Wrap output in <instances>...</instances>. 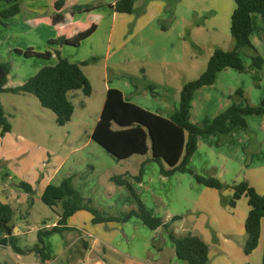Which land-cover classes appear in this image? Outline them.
<instances>
[{"label": "crops", "instance_id": "1", "mask_svg": "<svg viewBox=\"0 0 264 264\" xmlns=\"http://www.w3.org/2000/svg\"><path fill=\"white\" fill-rule=\"evenodd\" d=\"M55 1L20 0V12L8 19L7 25L0 23V32L2 26L12 29L16 24L20 34L34 38L23 36L25 46L19 42L21 46L12 47L0 39V50L5 51L7 46L8 53H24L26 80L42 66L58 61L55 49L72 62L95 57L82 65V69L102 62L105 87L97 90L103 101L109 88H118L126 100L168 117L179 108L181 89L190 80L188 75L196 72L194 75H200L215 48H234L230 31L236 8L234 0H134L131 11H117L114 7L117 0H65L59 10ZM86 3L93 7L72 10L73 5ZM8 4L1 1L0 10ZM252 19L251 41L264 57V19L258 13H253ZM203 31L208 34L207 40ZM60 35L66 37L63 45L56 43ZM222 37L226 39L225 46L218 42L221 39L223 43ZM193 47L201 51L204 47L209 49L206 64L201 68L198 56L191 54ZM243 52L246 50L240 53L242 58L246 55ZM243 60L250 66L249 56ZM238 90L243 93L237 94ZM263 99L264 65L250 67L246 72L227 67L218 72L213 84L194 91L189 120L207 126L234 102L242 107L247 103L259 105ZM245 117L248 123L245 129L236 128L227 135L200 133L189 165L199 174L216 176L227 185L247 181L264 194V114L247 113ZM11 131L4 135L8 137ZM11 146L16 145L12 141L0 145V159ZM94 151L96 154L75 150L63 156L44 149L26 163L25 159L21 161L14 171L4 166L0 172V200L11 204L13 209H20L18 205L25 209L26 204L27 209L20 217L29 224L36 196L41 198L49 183L59 184L73 176L75 187L92 199L104 215L123 216L136 207V201L127 186L116 184L111 177L126 174L124 177L134 184L146 206L153 214L170 221L175 233H191L208 244V264H262L264 218L257 247L250 254L244 252L245 221L250 209L246 195L235 206L227 205L224 199L232 194L231 188L208 187L189 172L163 175L160 165L149 159L150 151L126 159H119L108 150ZM140 171L141 180H134ZM6 174L10 180L5 187ZM21 180L28 181L35 189L31 207L30 194L18 186ZM54 211L56 220L51 224L43 220L44 226H35L36 236L29 240H23L22 236L31 230L12 220V238L16 244L25 250L31 248L38 240L39 229H51L57 224L60 207ZM175 216L178 218L174 219ZM67 225L73 230L44 237L51 259L43 263L38 257L33 264H87L88 260L89 264H188L177 257L163 227L151 229L136 216L125 222L94 223L93 214L82 209L69 217Z\"/></svg>", "mask_w": 264, "mask_h": 264}, {"label": "trees", "instance_id": "2", "mask_svg": "<svg viewBox=\"0 0 264 264\" xmlns=\"http://www.w3.org/2000/svg\"><path fill=\"white\" fill-rule=\"evenodd\" d=\"M9 3L0 10V23L8 24V19L18 14L21 10L20 0H0ZM236 8L231 17V35L234 39V48L225 50L215 48L210 56L204 71L195 79L187 81L182 89L180 105L177 110L166 117L140 105L125 99L118 88H109L102 106L100 116L93 128L92 139L119 159H126L135 154L151 152L150 160L157 162L163 175H171L175 172H189L199 183L212 188L222 190L231 188L232 194L224 199L227 205L235 206L243 196L248 197L250 209L245 221L247 239L244 252L250 254L257 247L261 232V222L264 218V194L259 193L247 181H241L232 185L223 183L213 175H202L190 165V160L197 149V136L200 133L216 132L227 135L236 128H247L248 123L245 114H264V99L259 105L247 103L245 106H237L234 102L227 109L217 114L207 126L191 122L189 111L191 99L196 89L213 84L218 72L232 67L241 72H246L250 67L262 68L264 57L251 41L253 32V13H258L264 19V0H234ZM134 0H117V11H131ZM65 0H56L55 8L61 9ZM91 3L75 4L72 10L79 11L91 8ZM57 20L56 14L54 21ZM66 37L60 35L56 39L58 45H63ZM246 50V55L251 58L250 66H247L240 53ZM58 61L55 64L42 66L34 75L24 83L16 86H8L11 62L0 61V92H27L34 94L46 108H50L56 114L58 125H65L71 120L74 113V103L69 97V92L81 89L88 96L92 93V84L84 73L82 65L95 60V57L81 62H72L62 56L59 49H55ZM243 93L238 90L237 94ZM12 124L6 116L5 108L0 99V135L11 131ZM126 174L111 177L118 185H125L130 190L136 201V207L131 208L123 216H106L96 207L92 199L82 195L75 187L73 176L64 178L59 184L49 183L43 190L41 199L49 207L58 211V221L51 229H39L37 242L29 249H22L12 238L14 209L11 204L0 200V245L10 246L20 254L35 253L44 263L51 259L50 253L45 247L44 237L50 233H63L65 230H73L68 226V219L77 211L85 209L93 214V222L120 221L125 222L131 217L140 218L151 229L163 227L175 248L178 258L188 264H208L209 246L199 236L191 233L178 235L171 227L170 221L155 215L146 206L139 196L134 184L126 179ZM141 171L134 176V180H141ZM25 192L30 194L28 205L34 203L32 195L35 192L31 183L21 180L18 183ZM175 216L174 219H177ZM264 264V252L262 258Z\"/></svg>", "mask_w": 264, "mask_h": 264}, {"label": "rangeland", "instance_id": "3", "mask_svg": "<svg viewBox=\"0 0 264 264\" xmlns=\"http://www.w3.org/2000/svg\"><path fill=\"white\" fill-rule=\"evenodd\" d=\"M258 28L259 26L256 25V30H259ZM202 34L204 35V40H207L208 34L205 31H203ZM23 36L25 35L20 34V30L16 24L12 29L7 28L6 26L1 27L0 39H4V41L11 47L14 44L17 46H21V44L22 46H25L23 43L25 42V39L22 38ZM25 37L27 39H29L28 37L34 38L32 35ZM222 38L224 39L223 43L221 42V39H218V42H220L222 46H225L224 42L226 39L225 37ZM4 48L5 51L0 50V59L2 61L10 60L13 65L12 71L9 75L10 79L8 86H16L27 78L24 77L25 66L23 64L24 59H27V57L24 53L18 55L16 52L8 53L7 46ZM203 49L204 50L201 51L198 47H193V50H191V54H196L198 56L199 68L203 66V63L206 64L205 62L209 52L207 51L209 50L208 48L207 50L205 47ZM243 53L247 54L245 52ZM242 56L244 59L248 57V55ZM83 70L91 79L90 82L92 84V89L96 90L91 96H86L81 89L69 92V97L74 103L75 109L71 120L65 125H58L54 111L42 106L39 99L34 94L27 92H0V99L5 108L6 116L13 126V130L8 133V137H6L7 134L6 136H0V145L7 141H12V144L16 145L15 147H7L5 156H1L0 172L4 166L7 169L14 171L13 168L17 169L16 167L20 165L21 161L25 159L24 162L26 163V161L31 160V158L33 159V157L40 155L44 149H49L50 151L63 156L75 150L80 152L84 151L90 154H96L94 151L96 149L106 151V149L95 142L91 136L104 102L103 95L100 94L97 89H104L105 87V72L102 67V62L98 66L83 67ZM194 74H197V72L188 75L190 80L199 76ZM110 78H114L112 74L110 75ZM21 136H24V138H21ZM7 177L8 175L6 174L4 177L5 183L3 181V186L5 187L10 180V178L7 179ZM10 184H14V182L11 181ZM36 197L37 202L35 208L31 212L32 216L28 217L29 224L26 223V220L20 217L22 212L27 209L26 204L24 205L25 209L22 208L21 205H18V208L20 209H14L13 220L16 222L18 221L23 228L26 226L25 230H31L22 236L23 240H29L31 237L33 238L34 235L36 236V230L34 228L35 226H44L43 220H46L47 224H51L56 220L57 215L53 208L45 204L38 195ZM58 239L60 241V238ZM16 240L20 241L21 238H16ZM74 252L75 251L71 250V254H74ZM88 255H90V253ZM37 259L38 256L33 252L19 257L10 246L0 245V264H33ZM89 263L90 260L87 261V264ZM77 264H79V262H77Z\"/></svg>", "mask_w": 264, "mask_h": 264}]
</instances>
